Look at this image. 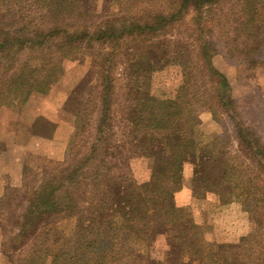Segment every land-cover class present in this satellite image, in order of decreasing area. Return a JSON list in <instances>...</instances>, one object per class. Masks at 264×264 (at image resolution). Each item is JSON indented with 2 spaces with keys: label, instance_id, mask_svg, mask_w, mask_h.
<instances>
[{
  "label": "trees",
  "instance_id": "trees-1",
  "mask_svg": "<svg viewBox=\"0 0 264 264\" xmlns=\"http://www.w3.org/2000/svg\"><path fill=\"white\" fill-rule=\"evenodd\" d=\"M142 1L119 0L120 11L88 22L79 0H0L9 18L0 20V112L22 116L33 94H46L59 79L65 58L86 53L99 67L93 134L86 137L91 94L72 135L91 140L87 149L32 181L24 166L20 187L0 196L9 262L24 249L15 264H264V141L244 124L212 63V11L224 0H171L158 10ZM231 1L240 7L236 32L251 36L264 27V0ZM188 15L194 48L168 37ZM121 57L130 101L118 119L113 72ZM199 105H209L213 117L216 107L223 110L242 154L226 151L224 135L197 140L189 116ZM121 121L126 129L118 133ZM200 199L239 203L249 215L247 233L236 243L212 240L204 220L194 218ZM9 203L20 209L13 218L3 209ZM166 232L165 260L155 259L147 248Z\"/></svg>",
  "mask_w": 264,
  "mask_h": 264
},
{
  "label": "rangeland",
  "instance_id": "rangeland-1",
  "mask_svg": "<svg viewBox=\"0 0 264 264\" xmlns=\"http://www.w3.org/2000/svg\"><path fill=\"white\" fill-rule=\"evenodd\" d=\"M79 1L85 11H87L90 19L86 16L85 21L88 22H98L102 18L117 13L122 8V5L118 2L119 0ZM170 1L143 0L141 6L156 10L165 9ZM4 8V4L0 5L1 21L4 19L2 17ZM239 10V4L231 0H224L219 6L213 8V40L216 42L217 52L212 59V63L227 78L229 84L228 94L232 100L236 101L238 112L244 124L259 134L264 141V27L255 28V32L251 36L244 32H236L237 24L235 21L236 16H239ZM190 17V15L186 16V22L182 25L184 27L175 29L172 32L173 35L168 37H181L187 40L188 44H192L191 47L194 48L195 43L186 36L187 30L185 29V26L189 24ZM8 20L9 18H6L4 22ZM94 60L97 62L95 58L86 53L76 54L70 58L63 59L59 79L51 85L46 94H33L30 98L29 106L22 116L6 111L0 112V153L7 152L6 141L12 142V140L9 141L12 137L17 141L23 134L19 129L5 124V120L12 119L20 122L24 120L26 122H34L33 129L37 128L38 132L49 131L51 128L53 140L57 139L64 145V148L60 150L62 156L59 159L38 153L26 154L25 160L27 164L25 166L27 169L25 170V176L27 181H32L35 178V174L41 177L45 171L60 166L68 154L69 162H71L87 149L91 140L85 141V135H81V132L76 138H72V135L75 132L76 114L85 107V103L91 97L94 99H92L90 105L88 104L91 108V121L87 124L88 135L86 137H90L93 134L99 105L96 86L99 67L96 65L97 63H94ZM113 75L115 80V107L120 109L116 118L120 119L122 115L126 114V106L130 101V98H126L125 83H127V78L125 76V61L122 57L117 60ZM87 111L85 112L88 114ZM212 111L209 105H199L192 115L189 116L191 123H196L194 128L197 140L204 144L211 141L216 135H224L226 151L231 155L242 154L237 148V141L227 115L220 107H216V117H213ZM41 114H44L46 118L45 127L43 124L35 123V118ZM125 129L126 121H121L116 131L120 133ZM54 142L57 141L54 140ZM69 147L70 152L67 150ZM56 148L53 145L52 149L56 150ZM8 149L11 159L17 157V153H20V150L14 146H9ZM184 182L185 184L190 182L189 170H187ZM18 187L20 186L18 185ZM10 188L14 187L10 186ZM192 205L195 220H204L203 223L208 228L209 237L217 243H236L249 230V215L237 202L213 205L206 200L200 199L193 202ZM4 208H9L10 218L20 212L19 208L14 209L10 206V203ZM7 230L16 229L11 225V227L7 226ZM170 234L171 232H166L157 235L154 243L147 248L151 257L165 260L168 249L166 239ZM8 235H11V233L9 232ZM3 240H7V238L2 237L0 234L2 252L4 248L2 246ZM142 249L143 251L146 250L145 247H142ZM14 251L11 253L12 262H9L8 257L5 255L7 257L6 264H15L24 249H19L17 252ZM113 264H132V261L129 258H124Z\"/></svg>",
  "mask_w": 264,
  "mask_h": 264
},
{
  "label": "crops",
  "instance_id": "crops-1",
  "mask_svg": "<svg viewBox=\"0 0 264 264\" xmlns=\"http://www.w3.org/2000/svg\"><path fill=\"white\" fill-rule=\"evenodd\" d=\"M49 120V119H48ZM25 121V122H24ZM23 122L13 120H5V124L8 126H13L20 130L23 134L21 135L19 140H15L13 137L9 140L12 142L7 143V152L0 153V196L4 193L5 188L8 186L18 187L22 183L23 179V168L26 162V154L28 153H38L41 155H46L47 157L61 158L62 152L60 150L64 148V145L60 143L59 140L54 139L57 142H54L52 137L51 128L49 131L44 130L42 132H38L37 128H34V122ZM35 123L39 125H46V118L44 114L37 116L35 118ZM50 124V122H48ZM43 130V128H42ZM9 132V131H7ZM5 136V135H4ZM9 137V136H7ZM59 144V145H57ZM66 144V143H65ZM53 145L56 150H53ZM9 146H14L20 150V153H17V157L11 159L9 154ZM39 148V149H38ZM7 257L2 252L0 248V264H6Z\"/></svg>",
  "mask_w": 264,
  "mask_h": 264
}]
</instances>
